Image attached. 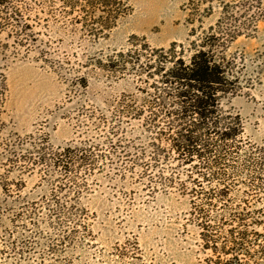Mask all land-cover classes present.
<instances>
[{"label": "rangeland", "instance_id": "obj_1", "mask_svg": "<svg viewBox=\"0 0 264 264\" xmlns=\"http://www.w3.org/2000/svg\"><path fill=\"white\" fill-rule=\"evenodd\" d=\"M94 1L13 0L17 14H0V264H200L188 195L152 194L139 168L124 174L103 162L83 191L87 228L57 238L48 210H33L31 202L49 207L61 171L23 172L24 158L43 144L48 151L106 141L116 107L143 100L147 83L146 74H112L101 65L133 44L189 48L192 29L200 34L227 14L250 29L257 21L254 34L231 48L243 58L249 87L225 106L241 114L245 137L264 145V0H128L111 30L96 24ZM140 123L131 120L128 143ZM75 179L80 185L81 174Z\"/></svg>", "mask_w": 264, "mask_h": 264}, {"label": "trees", "instance_id": "obj_2", "mask_svg": "<svg viewBox=\"0 0 264 264\" xmlns=\"http://www.w3.org/2000/svg\"><path fill=\"white\" fill-rule=\"evenodd\" d=\"M12 1L0 0V14H17ZM127 2L95 0L96 24L113 29ZM248 26L227 14L200 34L192 29L196 39L189 48L177 42L168 49L133 44L101 65L112 74L118 68L146 74L145 98L134 107H116L106 141L48 151L43 144L24 158L23 172L61 171L51 183L49 207L31 202L33 210H48L57 238L87 228L83 191L90 188V176L109 162L124 174L139 168L152 194L177 189L189 196L190 220L199 229L204 254L200 264H264V145L248 140L241 114L225 106L249 87L243 58L231 53L238 37L254 34L257 21L253 29ZM131 120L141 122L140 131L128 143L124 136Z\"/></svg>", "mask_w": 264, "mask_h": 264}]
</instances>
